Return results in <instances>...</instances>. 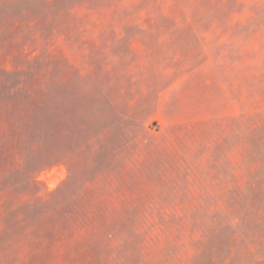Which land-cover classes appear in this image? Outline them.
I'll use <instances>...</instances> for the list:
<instances>
[{
    "label": "rangeland",
    "instance_id": "rangeland-1",
    "mask_svg": "<svg viewBox=\"0 0 264 264\" xmlns=\"http://www.w3.org/2000/svg\"><path fill=\"white\" fill-rule=\"evenodd\" d=\"M0 264H264V0H0Z\"/></svg>",
    "mask_w": 264,
    "mask_h": 264
}]
</instances>
